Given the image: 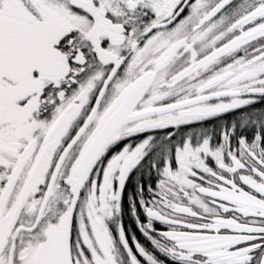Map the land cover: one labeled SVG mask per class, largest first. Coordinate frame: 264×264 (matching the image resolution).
I'll return each mask as SVG.
<instances>
[{
    "label": "snow or ice",
    "instance_id": "obj_1",
    "mask_svg": "<svg viewBox=\"0 0 264 264\" xmlns=\"http://www.w3.org/2000/svg\"><path fill=\"white\" fill-rule=\"evenodd\" d=\"M0 264H264V0H0Z\"/></svg>",
    "mask_w": 264,
    "mask_h": 264
}]
</instances>
